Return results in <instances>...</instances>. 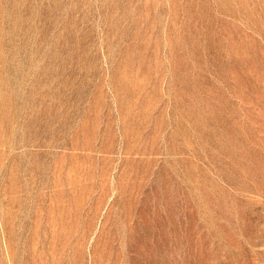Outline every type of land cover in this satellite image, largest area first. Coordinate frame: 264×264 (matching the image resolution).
<instances>
[{
  "label": "rangeland",
  "instance_id": "rangeland-1",
  "mask_svg": "<svg viewBox=\"0 0 264 264\" xmlns=\"http://www.w3.org/2000/svg\"><path fill=\"white\" fill-rule=\"evenodd\" d=\"M0 264H264V0H0Z\"/></svg>",
  "mask_w": 264,
  "mask_h": 264
}]
</instances>
